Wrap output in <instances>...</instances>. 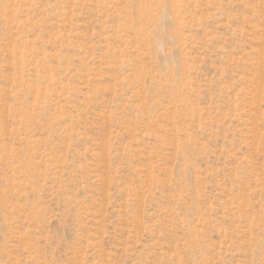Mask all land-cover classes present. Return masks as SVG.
I'll return each mask as SVG.
<instances>
[{"label":"rangeland","instance_id":"1","mask_svg":"<svg viewBox=\"0 0 264 264\" xmlns=\"http://www.w3.org/2000/svg\"><path fill=\"white\" fill-rule=\"evenodd\" d=\"M0 264H264V0H0Z\"/></svg>","mask_w":264,"mask_h":264}]
</instances>
